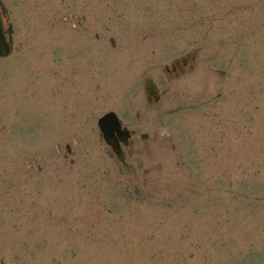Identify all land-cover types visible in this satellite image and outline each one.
<instances>
[{"label":"rangeland","instance_id":"rangeland-1","mask_svg":"<svg viewBox=\"0 0 264 264\" xmlns=\"http://www.w3.org/2000/svg\"><path fill=\"white\" fill-rule=\"evenodd\" d=\"M3 1L4 100L41 79L47 105L0 118V264H264V0Z\"/></svg>","mask_w":264,"mask_h":264},{"label":"flooded vegetation","instance_id":"flooded-vegetation-1","mask_svg":"<svg viewBox=\"0 0 264 264\" xmlns=\"http://www.w3.org/2000/svg\"><path fill=\"white\" fill-rule=\"evenodd\" d=\"M5 2L0 0V118L3 114L6 105L11 103H18L22 104L25 108L26 115L30 117H34L37 113L40 118H43L46 114V105H47V90L45 81L38 79L39 81L31 82V85H28V88L24 86H14L12 77L8 80L9 83L13 86L12 92L13 97L9 96V101L6 102L4 100V96L2 91H6L2 84L6 82L8 69L4 68L3 66L6 63H12L11 57L15 51V29H14V22L9 15V11L6 9ZM23 43L18 42V47L22 48ZM185 67H187V61H179L173 65V71L178 70L180 74L185 72ZM14 70L10 69L9 72H13ZM12 75V74H10ZM14 75V74H13ZM152 88V87H151ZM150 88V89H151ZM149 93V92H148ZM148 99L151 101L152 94L147 95ZM40 107L42 109H40ZM37 109V112H36ZM37 117V116H35ZM129 147V146H127ZM124 149L126 147H123ZM36 165V162H35ZM126 173V171H122Z\"/></svg>","mask_w":264,"mask_h":264},{"label":"water","instance_id":"water-1","mask_svg":"<svg viewBox=\"0 0 264 264\" xmlns=\"http://www.w3.org/2000/svg\"><path fill=\"white\" fill-rule=\"evenodd\" d=\"M98 122L104 139L112 147L120 161L123 160V153L115 135L118 134L126 142L128 141L127 138L130 137L129 132L127 130L121 131V123L113 112L107 113Z\"/></svg>","mask_w":264,"mask_h":264}]
</instances>
